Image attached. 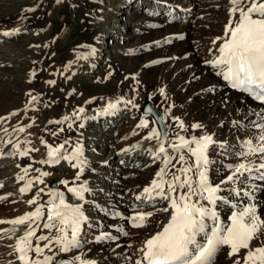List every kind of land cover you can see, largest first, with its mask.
<instances>
[{
    "label": "bare ground",
    "instance_id": "obj_1",
    "mask_svg": "<svg viewBox=\"0 0 264 264\" xmlns=\"http://www.w3.org/2000/svg\"><path fill=\"white\" fill-rule=\"evenodd\" d=\"M57 1L0 0V221L17 219L43 205V216L39 220L30 218L23 225L0 223V264H22L16 245L19 238L30 230L29 225L36 229L31 238L33 245L37 243L36 237H49L47 241H39L42 248L44 244L49 245L41 255L28 253L37 260L57 255L51 261L55 264L60 258L71 260L80 255L95 264H135L142 258L140 248L143 242L168 223L171 212L168 200L155 196V193L152 199H148L143 193L145 187L158 179L156 174L164 167L163 154L156 156L157 140L146 139L155 127L152 117L143 115V91L140 88L145 86L150 94L146 101L163 113L169 142L179 143L178 135L185 139L205 134L212 136L215 143L207 152L210 161L207 176L210 184L221 185L224 190L218 195L228 200L227 203L218 201L215 206L219 223L227 226L231 213L250 202L243 195L238 197L229 191L246 185L257 187L255 202L264 218V187H260L264 181L259 183L258 179L241 177L242 183H221L231 174L227 167L230 164L243 162L258 166L264 162L259 154L247 159H238L237 155L242 149V141L252 139L259 143L261 131L253 124L262 122L264 108L229 90L221 74L226 68L211 63L219 55L222 39L218 38H225V26L230 20V0H71L82 11L85 32L81 31V46L69 42L65 54L72 51L73 58L67 59L61 73L78 78L83 70L85 73L94 72L104 63L112 62L123 68L126 78L114 99L100 104L73 105L71 114L59 115L55 119L47 101L45 104L40 101L42 94L32 92L28 103L21 108L15 106V99H21L24 92L34 86H44L48 82L40 74V63L48 51L40 39L49 20L46 13ZM134 5L143 12L134 11L126 16L123 11ZM18 15L23 18L21 23H11L10 19ZM124 15L127 18L124 19ZM198 17L203 19L196 24V31L191 30L190 21ZM53 25L50 35L60 27L55 20ZM4 32L12 34L5 36ZM22 32L25 35L21 41L25 45L10 44ZM37 33L39 37H35ZM63 36L68 40L70 31H64ZM131 39L136 43L128 42ZM110 40L111 45L108 44ZM126 56L137 61L130 70L125 68L126 61L121 63ZM134 81L137 88L132 86ZM109 104L115 107L108 108ZM175 118L183 122V129L179 128ZM142 119L148 121V127H138ZM197 124L201 127H193ZM49 130L59 132V136L50 135ZM98 130L99 135H96ZM165 147L171 157L181 154L169 143ZM55 149H60L59 154L69 158L79 149L82 152L80 160L84 163L60 159L53 164L55 159H50L48 153ZM24 151L27 155L22 156L20 153ZM39 151L44 154L34 157ZM184 154L187 162L192 163L194 158L186 152ZM172 163L176 168L168 165L166 180L171 172L181 167L175 159ZM53 168H67L70 173H76L68 177L63 175L57 180L50 172ZM42 172L49 175L42 176ZM252 175L258 176L259 173L254 171ZM29 182L30 189L22 193L20 189ZM50 184L56 185V192L47 190ZM81 187L87 189L83 192V199L68 191ZM59 193L64 195L66 203L80 207L86 217L81 224V246L67 253L61 252L55 243V238L60 235L57 228H43L48 222V201L53 194ZM137 195L142 198L137 200ZM43 196H47L45 201L41 200ZM33 199L35 203L29 204L28 201ZM164 208L169 211H163ZM137 212H152L154 215L147 219L144 227L136 228L132 227L133 221L129 217ZM55 223L59 227V222ZM208 223L211 225V221ZM101 236L114 239H98ZM256 244L254 241L253 245ZM227 251L228 246H223L213 264H233L234 259L229 258Z\"/></svg>",
    "mask_w": 264,
    "mask_h": 264
},
{
    "label": "snow or ice",
    "instance_id": "obj_2",
    "mask_svg": "<svg viewBox=\"0 0 264 264\" xmlns=\"http://www.w3.org/2000/svg\"><path fill=\"white\" fill-rule=\"evenodd\" d=\"M230 5V20L225 26V38H218L222 39L218 47L219 55L211 63L214 66L226 68V71L221 74L233 88L247 92L254 99L264 103V0H230ZM11 34L10 32L3 33L5 36ZM49 83H54V81ZM160 91L163 93V89ZM114 107V104L108 105V108ZM175 119L179 128L183 129V122L179 121V118ZM253 126L261 131L258 138L259 143H254L252 139L242 141V149L237 155L243 159L255 154L264 158V116H262V122L254 123ZM138 127H148V121L142 119ZM193 127L200 128L201 125L197 124ZM19 130L24 131L23 128ZM166 137V129L156 128H153L146 137L149 140H157L159 147L156 156L163 154L164 167L157 172L158 179H154L149 187H145L143 193L148 199H152L155 193V196L168 200L171 209L170 219L160 231L143 242L140 248L142 258L136 260L135 264H213L214 258L223 246H228L229 258L236 257L233 264H264V218L261 217L255 202L257 187L246 185L244 188L229 189L236 196L243 195L250 202L243 204L237 211H233L230 223L222 226L219 223L215 206L218 201L227 203L228 200L218 195L224 190L221 185L210 184L207 176L210 163L207 151L209 146L215 143L212 136L205 134L198 138L185 139L178 135L179 143L169 142L170 147L181 152L178 157H171L168 154L164 143ZM60 147L62 148L63 145ZM59 152L60 149L50 150L49 158H54L57 163L60 159H69L70 162L77 160L81 165L84 163L80 160L82 152L79 149L72 154L71 158L62 156ZM184 152L194 158L192 163L187 162ZM20 154L27 155V151ZM173 159L177 160L181 167L171 172L169 179L166 180L165 177L169 176L168 165L171 164L173 169L176 168V164L172 163ZM47 162L41 161V163ZM73 166L77 165L73 164ZM227 167L231 170V174L221 182L222 184L242 183L241 177L264 181V162L259 163L258 166L241 162L236 165L230 164ZM24 171L27 172V169ZM254 171L259 175L253 176ZM246 173L247 176H245ZM41 175L48 176L49 173L42 172ZM37 179L39 180V177ZM30 187L31 182L20 191L23 193ZM68 191L77 198L83 199V192L87 189L69 188ZM141 198L140 195L136 197L137 200ZM28 203H35V199L29 200ZM233 207L236 208L237 205ZM42 208L43 205L38 206L34 212L11 221H0V223L23 225L30 218L39 220L43 216ZM162 210L168 212L169 208ZM152 215V212H137L129 219L133 221L132 227L140 228L146 225L147 219ZM85 220L86 217L80 207L66 203L62 193L53 194V199L48 201V222L43 224V228L49 230L57 228L60 235L55 238V243L60 246L61 252L67 253L81 246L78 236L81 224ZM56 221L59 222V227ZM208 221H211V225ZM29 229L19 238L16 245V251L20 254L19 260L22 264H51L53 259L51 256H45L42 261L28 256L29 252L41 255L43 249L49 247L48 244H44L42 248L39 244V241L49 239L45 235L36 237L37 243L33 245L31 238L35 236L36 229L31 225ZM123 234L128 235L127 232ZM198 236L201 237L200 240L197 239ZM105 238L114 239L110 236L98 237V239ZM254 241L257 242L255 246ZM59 264H95V261L86 260L77 255L71 260H61Z\"/></svg>",
    "mask_w": 264,
    "mask_h": 264
},
{
    "label": "rangeland",
    "instance_id": "obj_3",
    "mask_svg": "<svg viewBox=\"0 0 264 264\" xmlns=\"http://www.w3.org/2000/svg\"><path fill=\"white\" fill-rule=\"evenodd\" d=\"M134 11L139 13L143 12V10H139V8H136V6L134 5V7H130L129 9L124 10L123 13H125V15L127 16L133 13ZM46 14L49 17V20L46 25V30L45 32H43V36L40 39V42L47 47L48 51H47V57L44 60H42L40 63V67H41L40 74H43V76L46 77L48 82L44 84V86H34L33 88H31V90L25 91L24 96L21 99L16 97L15 103L17 105L15 106H18V108L23 107L24 104L28 103L30 97L32 96V92L33 93L36 92L38 94H42V99L40 101H43L44 104L47 101L49 105V110L53 114V118L56 119L58 118L59 115L71 114L73 111V105L100 104L110 99H114L113 97L115 96V93L117 92L118 88L124 81V78H126L125 77L126 73L122 71L123 68L120 67L119 65L113 64L112 62L104 63L103 65L95 69L94 72L89 71L85 73L83 72L84 71L83 70L78 78H72L68 74L66 75L64 73H61V68L66 63L67 59L73 58L72 51L69 54H65L68 47L70 46L69 42L75 43L76 46H81V43L83 41L81 34L85 32L84 30L85 20L83 18L81 9L76 7L71 0H58ZM125 15H124V19L127 18L125 17ZM21 19L23 18L19 15L17 17L13 16L10 19V22L11 23L19 22L18 24H20ZM202 19H203L202 17H198L197 20L196 19L191 20L190 21L191 30L196 31L198 21H201ZM54 20L60 25V27L56 31V33H52L50 35V32L54 28L53 25ZM31 21H32L31 23H33V20ZM154 29H157V25H154ZM66 30L70 31V37L68 40H66V37L64 36L62 37L63 32ZM23 35H25L24 32L19 34L17 39L12 40L10 44L15 43L14 46L25 45V43L21 41ZM35 37H39L38 33L35 35ZM125 42L126 41L122 42L121 44H124ZM128 42L134 44L136 43V40L131 39ZM108 44L109 45L113 44L112 40H110ZM71 48H77V47H70V49ZM126 57L127 58L121 61V63L122 62L124 63V61H126L125 68L130 70L132 67H134L137 61L134 62V58L131 56H126ZM88 74L90 75L88 76ZM50 81H54V83H49ZM135 82L136 81L133 82L132 86L136 85ZM134 87L137 88L136 86ZM131 88L133 90V87ZM140 89H142L143 91L142 101L144 107L146 99L149 98L150 94L148 93V88H146V86ZM7 105L8 103L6 104V107ZM67 127L71 129L70 125H68ZM67 127L66 129H68ZM154 127L156 128L155 124ZM56 132H54L53 130L48 131V133L50 135H53L54 137L59 136V132L57 133ZM98 133L99 130L96 133V135ZM207 152H209V148ZM42 153L44 154V152L42 151L35 152L34 157H41ZM238 159H242V158L238 157ZM154 164L155 163H153V165ZM26 168L27 167H25V169ZM50 172L57 180L62 179L63 175L68 177V176H74L76 173V172L70 173L69 170H67V168H63V169L53 168L50 170ZM258 182L260 183V180ZM47 190L51 192L50 185L48 186ZM46 198L47 196H43L41 200L45 201ZM52 198L53 196L51 197V199ZM121 218L126 219V216H122ZM78 239L79 241L83 240V236L81 233L79 234ZM56 256L53 257L52 261L56 258ZM232 258L236 259L235 257Z\"/></svg>",
    "mask_w": 264,
    "mask_h": 264
},
{
    "label": "water",
    "instance_id": "obj_4",
    "mask_svg": "<svg viewBox=\"0 0 264 264\" xmlns=\"http://www.w3.org/2000/svg\"><path fill=\"white\" fill-rule=\"evenodd\" d=\"M149 109H151V112H149ZM143 113H144V115L152 116L153 117L154 122H155V124H156V126L158 127L159 130L166 129V131H167V137L164 138V143H165V145H167L168 142H169L168 129H167V126L165 124L162 111L159 110L156 106H154L150 101H147L146 104H145V106H144V108H143ZM161 117H163V119H161ZM51 189L52 190H55V185H52L51 186ZM61 260H70V259H68V258H62L59 261H61ZM59 261L56 264H59Z\"/></svg>",
    "mask_w": 264,
    "mask_h": 264
}]
</instances>
